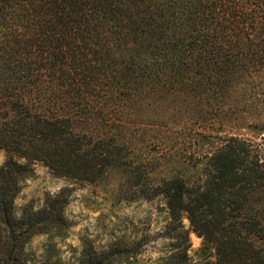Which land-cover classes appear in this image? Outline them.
<instances>
[{"label":"trees","instance_id":"obj_1","mask_svg":"<svg viewBox=\"0 0 264 264\" xmlns=\"http://www.w3.org/2000/svg\"><path fill=\"white\" fill-rule=\"evenodd\" d=\"M244 131H264V0H0V264H66L27 251L70 226L69 188L18 212L35 164L163 198L167 264L186 261L184 218L207 264H264V159ZM77 261L124 263L86 244Z\"/></svg>","mask_w":264,"mask_h":264},{"label":"rangeland","instance_id":"obj_2","mask_svg":"<svg viewBox=\"0 0 264 264\" xmlns=\"http://www.w3.org/2000/svg\"><path fill=\"white\" fill-rule=\"evenodd\" d=\"M244 138L258 148L264 159V131H244ZM6 153L0 150V167ZM34 174L22 183V190L15 200L21 208L32 203L35 209L42 206L47 194H56L69 188V202L65 217L69 222L66 236L50 239L38 235L31 239L27 251L40 260L43 255L60 258L66 264H77L83 246L98 250H118L122 264H167L174 249V225L161 197L129 202L118 196L119 176L98 183H80L55 177L41 164L33 166ZM184 229L188 231L189 249L184 264H207L213 258L200 253L202 238L191 229L186 218ZM182 257V254L179 255Z\"/></svg>","mask_w":264,"mask_h":264}]
</instances>
